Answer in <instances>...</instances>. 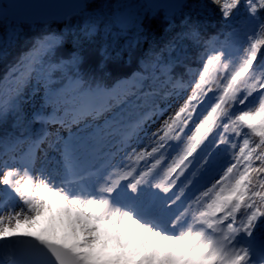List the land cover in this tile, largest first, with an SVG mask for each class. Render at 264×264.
I'll list each match as a JSON object with an SVG mask.
<instances>
[{
    "label": "snow or ice",
    "instance_id": "snow-or-ice-1",
    "mask_svg": "<svg viewBox=\"0 0 264 264\" xmlns=\"http://www.w3.org/2000/svg\"><path fill=\"white\" fill-rule=\"evenodd\" d=\"M0 65V264H264V0H0Z\"/></svg>",
    "mask_w": 264,
    "mask_h": 264
},
{
    "label": "trees",
    "instance_id": "trees-1",
    "mask_svg": "<svg viewBox=\"0 0 264 264\" xmlns=\"http://www.w3.org/2000/svg\"><path fill=\"white\" fill-rule=\"evenodd\" d=\"M2 72H3V67L2 65H0V74H2Z\"/></svg>",
    "mask_w": 264,
    "mask_h": 264
},
{
    "label": "rangeland",
    "instance_id": "rangeland-1",
    "mask_svg": "<svg viewBox=\"0 0 264 264\" xmlns=\"http://www.w3.org/2000/svg\"><path fill=\"white\" fill-rule=\"evenodd\" d=\"M104 237L102 236V239H103Z\"/></svg>",
    "mask_w": 264,
    "mask_h": 264
}]
</instances>
